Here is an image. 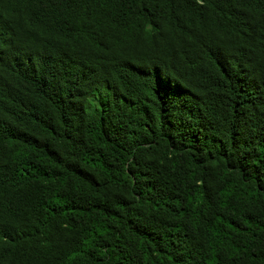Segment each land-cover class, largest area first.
I'll list each match as a JSON object with an SVG mask.
<instances>
[{"label":"trees","instance_id":"obj_1","mask_svg":"<svg viewBox=\"0 0 264 264\" xmlns=\"http://www.w3.org/2000/svg\"><path fill=\"white\" fill-rule=\"evenodd\" d=\"M0 264H264V0H0Z\"/></svg>","mask_w":264,"mask_h":264}]
</instances>
